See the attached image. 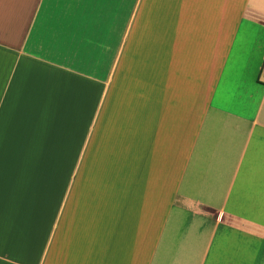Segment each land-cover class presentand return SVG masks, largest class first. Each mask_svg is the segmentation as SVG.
<instances>
[{"label": "crops", "instance_id": "crops-1", "mask_svg": "<svg viewBox=\"0 0 264 264\" xmlns=\"http://www.w3.org/2000/svg\"><path fill=\"white\" fill-rule=\"evenodd\" d=\"M0 264H264V0H0Z\"/></svg>", "mask_w": 264, "mask_h": 264}, {"label": "rangeland", "instance_id": "rangeland-1", "mask_svg": "<svg viewBox=\"0 0 264 264\" xmlns=\"http://www.w3.org/2000/svg\"><path fill=\"white\" fill-rule=\"evenodd\" d=\"M72 130H73V132H76L77 131V129L75 127H72ZM53 165H56V164H54V163L51 162L50 167H53Z\"/></svg>", "mask_w": 264, "mask_h": 264}]
</instances>
